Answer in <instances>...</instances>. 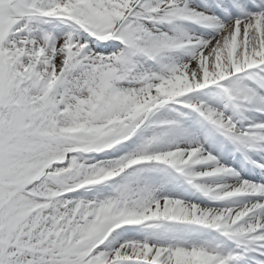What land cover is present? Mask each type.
Segmentation results:
<instances>
[{
  "label": "snow or ice",
  "instance_id": "snow-or-ice-1",
  "mask_svg": "<svg viewBox=\"0 0 264 264\" xmlns=\"http://www.w3.org/2000/svg\"><path fill=\"white\" fill-rule=\"evenodd\" d=\"M0 264H264V0H0Z\"/></svg>",
  "mask_w": 264,
  "mask_h": 264
}]
</instances>
